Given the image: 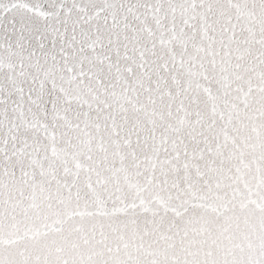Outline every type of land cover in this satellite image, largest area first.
I'll use <instances>...</instances> for the list:
<instances>
[{"label": "snow or ice", "instance_id": "1", "mask_svg": "<svg viewBox=\"0 0 264 264\" xmlns=\"http://www.w3.org/2000/svg\"><path fill=\"white\" fill-rule=\"evenodd\" d=\"M0 264H264V0H0Z\"/></svg>", "mask_w": 264, "mask_h": 264}]
</instances>
